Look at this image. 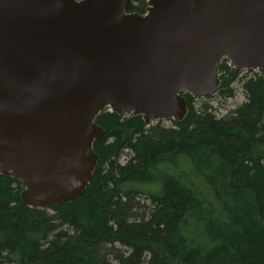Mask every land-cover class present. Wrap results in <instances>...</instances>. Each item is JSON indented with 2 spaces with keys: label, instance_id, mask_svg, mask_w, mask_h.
I'll return each instance as SVG.
<instances>
[{
  "label": "water",
  "instance_id": "95a60500",
  "mask_svg": "<svg viewBox=\"0 0 264 264\" xmlns=\"http://www.w3.org/2000/svg\"><path fill=\"white\" fill-rule=\"evenodd\" d=\"M0 0V175L27 206L82 196L104 111L181 123L218 66L264 73V0Z\"/></svg>",
  "mask_w": 264,
  "mask_h": 264
},
{
  "label": "trees",
  "instance_id": "16d2710c",
  "mask_svg": "<svg viewBox=\"0 0 264 264\" xmlns=\"http://www.w3.org/2000/svg\"><path fill=\"white\" fill-rule=\"evenodd\" d=\"M225 63L215 95L227 99L239 75ZM246 74L245 102L221 118L186 93L171 127L102 112L97 166L67 204L31 208L0 175V264H264V73Z\"/></svg>",
  "mask_w": 264,
  "mask_h": 264
},
{
  "label": "rangeland",
  "instance_id": "374dc122",
  "mask_svg": "<svg viewBox=\"0 0 264 264\" xmlns=\"http://www.w3.org/2000/svg\"><path fill=\"white\" fill-rule=\"evenodd\" d=\"M223 61L226 62L225 64L229 69H232L227 60H223ZM244 76L249 77L252 75L246 74L245 72H243L238 76V80H236L231 85V88L234 91L233 96L231 98L224 99L215 94L209 99L196 98L193 100V104H192L193 110L197 113L203 107H207L208 111L213 113L217 118L226 116L228 113L232 112L233 110H235L237 107H239L245 102L243 91H242V85L240 82V79H242ZM163 125L165 127H171L169 122H164ZM120 162L124 164L125 157H122L120 159Z\"/></svg>",
  "mask_w": 264,
  "mask_h": 264
},
{
  "label": "flooded vegetation",
  "instance_id": "af4514ba",
  "mask_svg": "<svg viewBox=\"0 0 264 264\" xmlns=\"http://www.w3.org/2000/svg\"><path fill=\"white\" fill-rule=\"evenodd\" d=\"M133 13V12H132ZM133 14H136V13H133Z\"/></svg>",
  "mask_w": 264,
  "mask_h": 264
}]
</instances>
